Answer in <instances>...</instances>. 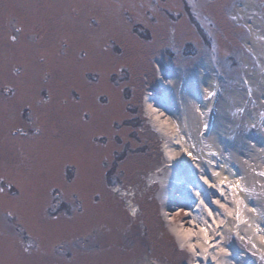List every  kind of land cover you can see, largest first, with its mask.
<instances>
[{"label": "rangeland", "instance_id": "rangeland-1", "mask_svg": "<svg viewBox=\"0 0 264 264\" xmlns=\"http://www.w3.org/2000/svg\"><path fill=\"white\" fill-rule=\"evenodd\" d=\"M260 40L264 0H0V264L193 262L169 231L186 224L183 205L162 192L174 131L160 136L143 104L200 97L199 74L212 76L197 148L223 146L256 204Z\"/></svg>", "mask_w": 264, "mask_h": 264}, {"label": "bare ground", "instance_id": "bare-ground-1", "mask_svg": "<svg viewBox=\"0 0 264 264\" xmlns=\"http://www.w3.org/2000/svg\"><path fill=\"white\" fill-rule=\"evenodd\" d=\"M225 8H228V4L225 5ZM237 11L236 7L235 12L239 15L241 12ZM259 18L258 14L254 13L252 18L245 17L244 20L249 27L253 26L257 29ZM257 38L258 32L252 40L258 41ZM260 42V50L264 54V41L260 40ZM199 77L208 81L206 87L201 86L202 89L199 91L204 92L200 97L196 91L190 93L183 89L178 90L176 94L172 92L170 98H167L168 95H166L164 97L166 103L162 100L159 103L161 110L150 108L149 103L147 106L153 114L152 119L155 125L160 128L159 133L163 135V138L168 130L175 131L171 136L175 143L170 139V133H167L168 145L165 147V154L171 161H169L168 171H162L164 176L161 179L163 185L173 194L169 201L183 205L181 210H178L182 212L187 210L185 207L189 206L188 201L194 204L191 228L179 230V227L175 226L172 232L180 243L188 240L193 255L198 258L196 264H255L246 254L247 250H242L239 245L243 247L249 245L252 249L256 247L257 250H251V254L258 258L259 264H264L263 167L257 161L250 165L249 169L255 185L253 200L256 199V204L262 209L259 214L253 209L256 208V204L249 201L248 188L244 187L242 173L226 156L225 150L222 149L223 146L197 148L203 139L201 133L206 129V127L201 131L198 129V127H202L200 122L204 118V110L201 106V102L204 103V101L201 100H204V93L211 89L214 80L208 74H199ZM215 133L217 132H214V137H216ZM219 143L225 146L229 145L226 138H222ZM200 150L202 151L200 152ZM201 157L205 159V164L211 167L212 171H209L210 176L208 174L198 175V178L203 182L200 185L195 177L189 176L185 167L189 162L195 165L197 163L201 167ZM263 157L264 153H260L258 158L262 159ZM257 174L262 182L256 180ZM182 179L187 181V188L182 187L184 185ZM217 184L221 186H217ZM212 187L218 188V192ZM199 188L201 191H198ZM188 189L194 192L193 196L188 194ZM249 210L251 213L248 212ZM201 229H207V242L204 238L205 234L200 231ZM239 237L244 240L240 239V241ZM234 241L239 244H237L238 248L236 245H232L235 244ZM180 246L182 248L181 244Z\"/></svg>", "mask_w": 264, "mask_h": 264}, {"label": "snow or ice", "instance_id": "snow-or-ice-1", "mask_svg": "<svg viewBox=\"0 0 264 264\" xmlns=\"http://www.w3.org/2000/svg\"><path fill=\"white\" fill-rule=\"evenodd\" d=\"M200 231L205 234L204 235V238H205V241L207 242V240H208V237H207V229H201Z\"/></svg>", "mask_w": 264, "mask_h": 264}]
</instances>
